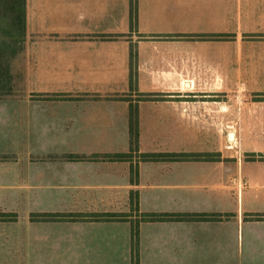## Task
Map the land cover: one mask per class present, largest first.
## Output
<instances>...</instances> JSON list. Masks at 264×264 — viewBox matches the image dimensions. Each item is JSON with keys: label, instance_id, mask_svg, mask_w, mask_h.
I'll return each instance as SVG.
<instances>
[{"label": "crops", "instance_id": "crops-1", "mask_svg": "<svg viewBox=\"0 0 264 264\" xmlns=\"http://www.w3.org/2000/svg\"><path fill=\"white\" fill-rule=\"evenodd\" d=\"M24 5L21 49L7 60L13 88L0 93V213L16 215L0 221L5 236L22 223L25 241L69 227L71 241L80 242L92 227L101 234L129 224L132 258V223L143 213L218 214L140 222V234L168 226L207 241L222 224H252L245 209L263 214L264 169L253 167L262 158L252 161L243 151L253 138L264 144V0ZM145 153L211 157L148 161ZM42 213L71 220L34 219ZM106 213L129 217L79 216ZM209 246L186 244V251L210 252Z\"/></svg>", "mask_w": 264, "mask_h": 264}, {"label": "rangeland", "instance_id": "rangeland-1", "mask_svg": "<svg viewBox=\"0 0 264 264\" xmlns=\"http://www.w3.org/2000/svg\"><path fill=\"white\" fill-rule=\"evenodd\" d=\"M18 83L16 81L14 85ZM253 140L249 145L252 149L243 151V154L250 156L252 161L262 158L253 165L254 169L262 170L264 144L259 143L258 138ZM245 210V221L252 224H246L244 230L243 227L239 230L235 222L220 225L210 239L214 243L210 252L193 248L186 251V244L193 247L210 245V248L212 242L208 239L186 238L184 230L177 231L174 229L178 228L170 229L168 226H162L159 230H152L157 226L146 227L140 234L139 259L131 258L129 224L114 230L102 229L101 234H97L95 227H92L91 233H84L80 242H72L69 227L51 234L47 232L46 240L25 241L28 233L24 234L26 225L21 223L12 227L14 234L5 236L7 233L0 229V264H135L138 260L139 264H264V222L255 218L259 213ZM216 245L219 247L215 250ZM106 246L110 248L106 249Z\"/></svg>", "mask_w": 264, "mask_h": 264}, {"label": "trees", "instance_id": "trees-1", "mask_svg": "<svg viewBox=\"0 0 264 264\" xmlns=\"http://www.w3.org/2000/svg\"><path fill=\"white\" fill-rule=\"evenodd\" d=\"M25 0H0V30H9L8 32L0 33V93L10 90L12 83V76L10 75V67L8 66V57L10 54H16L21 49L22 37L24 36L26 26L25 15ZM132 22L136 20V14L132 11ZM8 27V28H4ZM13 41V43H12ZM132 52V59H133ZM136 75L134 66L132 64L131 70V85L132 88L135 85ZM146 99H152L155 97L144 96ZM130 134L132 150H137L139 140V122L137 109L131 108L130 113ZM128 154L117 155L119 158H126ZM211 157L210 153H145L142 154V158L148 161L155 160H176V159H194L205 160ZM68 158L80 159L79 156L70 155ZM71 215L66 214H36L34 219L38 221H60L71 220ZM83 219H92L98 221L107 220H128V214H83L79 215ZM220 215L208 214V213H196V214H183V213H143L141 219L133 221L132 223V257L139 259V246H140V222H158V221H181V220H193L204 221L217 219ZM256 218L262 219L264 215H256ZM16 215L9 213H0V221H14ZM139 264V260L135 263Z\"/></svg>", "mask_w": 264, "mask_h": 264}, {"label": "bare ground", "instance_id": "bare-ground-1", "mask_svg": "<svg viewBox=\"0 0 264 264\" xmlns=\"http://www.w3.org/2000/svg\"><path fill=\"white\" fill-rule=\"evenodd\" d=\"M231 138H233V134L232 133H230V135H229Z\"/></svg>", "mask_w": 264, "mask_h": 264}]
</instances>
